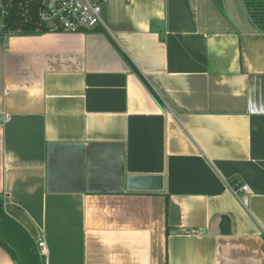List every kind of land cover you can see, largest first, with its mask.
Segmentation results:
<instances>
[{
	"label": "crops",
	"instance_id": "crops-1",
	"mask_svg": "<svg viewBox=\"0 0 264 264\" xmlns=\"http://www.w3.org/2000/svg\"><path fill=\"white\" fill-rule=\"evenodd\" d=\"M102 15L78 34L0 30L1 239L43 264H264V33L245 0ZM132 175L165 190L131 192ZM0 264L20 263L0 244Z\"/></svg>",
	"mask_w": 264,
	"mask_h": 264
},
{
	"label": "built area",
	"instance_id": "built-area-1",
	"mask_svg": "<svg viewBox=\"0 0 264 264\" xmlns=\"http://www.w3.org/2000/svg\"><path fill=\"white\" fill-rule=\"evenodd\" d=\"M109 0H43L39 19L46 32L51 34H78L92 31L97 27H106L103 19V8ZM5 8L0 0V30L4 28L3 17ZM10 116L4 114L0 119V126L8 122ZM241 203L247 207L250 189L248 185L236 183L229 186ZM39 253L45 257L47 254L44 241L38 243Z\"/></svg>",
	"mask_w": 264,
	"mask_h": 264
},
{
	"label": "trees",
	"instance_id": "trees-1",
	"mask_svg": "<svg viewBox=\"0 0 264 264\" xmlns=\"http://www.w3.org/2000/svg\"><path fill=\"white\" fill-rule=\"evenodd\" d=\"M3 4L5 14L3 17L4 28L1 32L2 34L22 32L26 35H34L46 33V29L39 19L43 0H3ZM245 7L253 24L264 33V0H245ZM134 70L137 71L135 68ZM3 216L5 217V213L2 207H0V218ZM222 230L229 232V221L226 218L222 221ZM18 240H20L19 234L9 242L2 240L0 237V244L20 264H43V260L39 257L36 246L30 238V243L17 242Z\"/></svg>",
	"mask_w": 264,
	"mask_h": 264
},
{
	"label": "water",
	"instance_id": "water-1",
	"mask_svg": "<svg viewBox=\"0 0 264 264\" xmlns=\"http://www.w3.org/2000/svg\"><path fill=\"white\" fill-rule=\"evenodd\" d=\"M127 189L131 192H163L165 179L160 175H132L127 180ZM0 207H2L1 201Z\"/></svg>",
	"mask_w": 264,
	"mask_h": 264
},
{
	"label": "rangeland",
	"instance_id": "rangeland-1",
	"mask_svg": "<svg viewBox=\"0 0 264 264\" xmlns=\"http://www.w3.org/2000/svg\"><path fill=\"white\" fill-rule=\"evenodd\" d=\"M2 22V17H0V23Z\"/></svg>",
	"mask_w": 264,
	"mask_h": 264
}]
</instances>
